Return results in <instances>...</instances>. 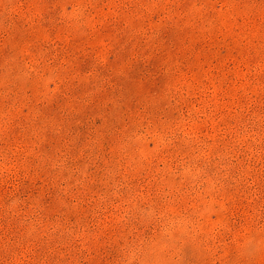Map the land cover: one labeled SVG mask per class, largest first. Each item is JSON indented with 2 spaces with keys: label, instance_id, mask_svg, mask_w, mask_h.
<instances>
[{
  "label": "rangeland",
  "instance_id": "1",
  "mask_svg": "<svg viewBox=\"0 0 264 264\" xmlns=\"http://www.w3.org/2000/svg\"><path fill=\"white\" fill-rule=\"evenodd\" d=\"M0 264H264V0H0Z\"/></svg>",
  "mask_w": 264,
  "mask_h": 264
}]
</instances>
